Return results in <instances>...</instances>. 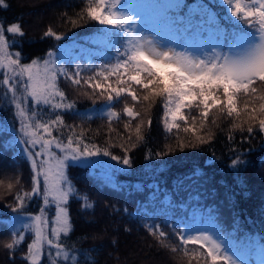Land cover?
<instances>
[{"label":"trees","instance_id":"trees-1","mask_svg":"<svg viewBox=\"0 0 264 264\" xmlns=\"http://www.w3.org/2000/svg\"><path fill=\"white\" fill-rule=\"evenodd\" d=\"M4 4L7 7L0 5V25L5 29L13 24L21 26L23 37L7 35L10 50L20 52L23 63L43 58L48 52L62 55L63 45L82 58L91 57L87 68H80V84L62 77L57 83L75 107L55 112L43 109L53 118L57 112L62 116L66 125L62 138L74 133L85 144L107 149L121 158L127 155L132 165L127 168L102 155L92 158L101 168L115 173L119 188L105 182L90 165H73L69 169L77 190L70 201L73 230L61 237L60 244L72 256L59 264H211L201 246L181 241V221L186 223L194 209L212 216L220 231L235 240L238 248L254 240L264 243V134L258 130V120L264 118L258 111L264 104V99H259L264 96V84L254 85V95L238 93V116L228 117L226 111L213 109L208 120L203 121L198 117L199 110L186 109V114L198 117L195 135L183 131V122H179V130L168 132L164 127L163 97L144 101L147 93L133 85L138 100L132 101L126 93L117 97L110 90L90 88L84 83L100 70L96 62L107 65L122 59V26L91 21L86 10L88 0H4ZM192 4H197L202 13L193 11ZM178 8L182 15L175 22L179 33L180 28L187 33L206 32L217 25L223 28L227 45L253 30L259 31L232 16L225 0H183L170 13H176ZM48 30L60 39L46 37ZM58 62L69 69V75L77 69V59ZM85 62L83 58L82 64ZM5 74L0 69V264H26L21 257L32 241L30 233H24L26 238L20 245L6 247L14 239L10 220L15 213L12 208L19 209L15 197L30 191L32 172L16 130L14 104L3 83ZM116 79L112 75L108 82L102 78L100 82L105 87L107 83L127 87L118 85ZM109 94L112 100H108ZM125 107H132L139 115L130 119L123 111ZM252 108L257 109L255 121L249 119ZM140 121L143 140L136 139L135 126ZM125 124L129 127L125 128ZM234 124L242 125L244 131L234 128ZM249 126L254 129L251 134L246 131ZM197 136L208 142L200 144ZM181 143L185 145L183 149L179 147ZM136 185L141 186L140 190ZM85 198L91 208L84 206ZM33 209L34 199L22 212ZM161 231L164 236H160Z\"/></svg>","mask_w":264,"mask_h":264},{"label":"snow or ice","instance_id":"snow-or-ice-1","mask_svg":"<svg viewBox=\"0 0 264 264\" xmlns=\"http://www.w3.org/2000/svg\"><path fill=\"white\" fill-rule=\"evenodd\" d=\"M110 0H88L87 16L91 21L100 25H110L120 27L129 18L121 20L115 12L118 0H111L112 7L109 8ZM231 6V15L240 20L246 21L249 25H254L260 32L261 42L250 49L244 56L238 59H225L223 61L214 60L205 62L204 60H194L185 56L172 55L169 52H160L154 48L144 49L138 46L128 49L121 53V58L115 64L103 65L95 76H89L84 83L90 88L101 89L102 91L114 92L117 97L126 93L132 101H137L138 96L135 85L143 89L147 94L143 96L144 101H149L156 97H163L162 102L164 127L166 131L173 129L179 130L184 123L183 131L193 133L196 131V121L198 117L207 121L209 113L213 109L221 112L226 111L228 117L239 115L237 107L238 93L252 94L257 92V82L264 84V0H251L252 5L258 7H246L242 0H225ZM0 5L7 7L4 0H0ZM7 34L13 36H24L21 26L13 24L6 29L0 25V69H9L15 75L9 78L3 77V83L9 85V91L13 93L14 104L17 110V117L20 123L22 134L20 143L27 145L24 153L31 165V189L23 196L17 195L15 200L19 209L12 208L13 212L19 214L27 203L35 198L42 201L38 215H31L17 225L15 219L10 220L13 241L6 245L8 249L20 245L25 240L24 233L32 235V241L27 245L26 255L21 257L26 264H40L45 255V245L49 249L55 248L57 255L60 254L61 236H68L73 230L70 220V201L76 197L77 190L69 176V169L73 165L88 167L92 158L99 156L110 157L111 160L121 163L127 168H131V162L127 155L118 157L110 154L107 149L101 150L95 145L85 144L83 139L77 138L76 134L62 138V129L66 127L65 121L59 112L53 119H36L38 112L36 108L48 106L55 110H71L75 107L73 103H68L65 93L57 86L58 80L62 77L66 81L80 84L81 69H77L69 75V69L57 63V58L52 52H48L44 58L31 60L30 63L21 61L20 52H12L11 43ZM46 37L55 36L56 40L60 36L55 35L52 30L44 34ZM101 43L103 41H100ZM95 71V70H93ZM115 75L118 85L127 87H113L111 83H101L109 81V77ZM95 80V83L92 81ZM23 93V100L17 101L15 94L17 91ZM111 94L108 100H112ZM264 99V96L259 97ZM30 100L34 108L26 107ZM197 109L198 117L195 113L186 114V109ZM124 113L130 118L135 119L139 113L134 112L132 107H125ZM248 111V109H246ZM259 115L264 117V104L260 105ZM115 116V113H109ZM249 119H257V109L252 108L249 112ZM151 122L149 121V124ZM213 123H215L213 121ZM143 121L135 126L136 139L143 140L141 127ZM202 126V125H201ZM129 124H125L128 128ZM234 128L244 131L242 125L234 124ZM258 130L264 134V118L258 120ZM246 131L251 134L254 132L252 126ZM54 133H61L60 136ZM82 136V133L80 134ZM200 144L208 141L203 137L197 136ZM232 139V137H229ZM181 149L185 147L183 143L179 145ZM235 163V161L233 162ZM123 171V169H120ZM107 183L113 188H119L114 175L106 177ZM11 187V185H9ZM140 190L141 186H135ZM155 198V197H154ZM85 207L91 208L85 198ZM152 229V226H148ZM160 236H164L161 231ZM197 239L181 236V241L185 244H195ZM202 240L209 242L211 247L205 248L211 264H235L227 255H221V245L207 235ZM67 253L64 260H68ZM52 264H57L53 260Z\"/></svg>","mask_w":264,"mask_h":264},{"label":"rangeland","instance_id":"rangeland-1","mask_svg":"<svg viewBox=\"0 0 264 264\" xmlns=\"http://www.w3.org/2000/svg\"><path fill=\"white\" fill-rule=\"evenodd\" d=\"M181 1L183 0H118L114 9L118 14V18L121 20H124L126 17L129 18L124 24V42L119 47V53H125L128 49L142 45L146 50L154 48L160 52H169L174 56H185L194 60L212 62L214 60L223 61L225 59H238L261 42V35L255 33L252 37H244L240 41L232 44L229 47L228 52L224 55L225 49H223L224 43L222 39L224 31L220 26L215 25V27H209L203 34H199L201 32L198 31L188 34L183 28H180L181 32L179 33L175 22L178 19H182V15L180 14L181 8L179 7L180 9L178 8L174 14L170 13V9L180 5ZM242 2L246 7L259 6L258 4L252 5L251 0H242ZM110 5L111 9L112 4ZM191 7L196 13H202L201 8L197 4H192ZM68 49L69 47H67V45H63L61 50H63L62 53L64 55L54 53L58 64V60H68L71 58L77 59V66L80 68H87L91 63V57L86 55L83 56L86 61L85 65H83V58L80 56L81 54L72 53V51H69ZM95 64L99 68L104 65L101 62H96ZM4 70L6 73L5 75H8L10 79L15 75L9 69ZM4 86L8 97L13 102L14 96L13 93L9 91L10 86L5 84ZM15 99L17 101L23 100V93L18 90L15 94ZM67 102L71 103L68 100ZM26 107L34 108L35 106L31 105L29 100ZM14 108L16 130L19 133L21 140L22 134L20 132V123L17 117L15 104ZM44 108H47L52 112L57 111H54L48 106H41L40 108L35 109L38 112L36 119L46 121L53 118L52 115L43 112ZM101 113L108 112L102 111ZM21 145H23L24 149L27 147V145ZM90 166L94 168L97 171L98 176L100 175L104 180H106V177L109 175H115L113 171L101 168L100 165L93 161H90ZM41 206L42 201L39 198H35L33 210L19 212V214L15 212L12 214V219H15L19 226V224L24 222L27 217L38 215ZM187 220L186 223L181 221V223L184 224V238H200L197 239L199 242L204 243L206 247H211L209 242L202 240V237L207 235L211 240H214L221 245V255H227L235 262V264H264V243L256 241L250 246L246 244V246L241 245V247L238 248L235 240H231L228 237L226 238V236L220 231L219 226L212 216L204 215L197 209L190 211V216ZM60 242L61 239L60 241H57L61 249L59 255H57L55 248L49 249L47 245H45V255L42 257L40 263L52 264V261L55 260L57 261V264H59V261L64 259L65 253L71 258L72 254L62 246ZM197 252L198 254L204 255L200 250Z\"/></svg>","mask_w":264,"mask_h":264}]
</instances>
